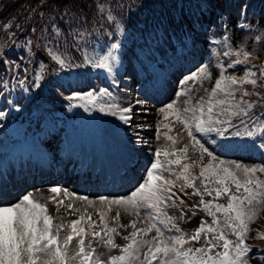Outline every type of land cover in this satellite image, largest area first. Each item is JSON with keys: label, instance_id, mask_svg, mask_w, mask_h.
<instances>
[{"label": "snow or ice", "instance_id": "6c2138e0", "mask_svg": "<svg viewBox=\"0 0 264 264\" xmlns=\"http://www.w3.org/2000/svg\"><path fill=\"white\" fill-rule=\"evenodd\" d=\"M100 11L103 12L104 9L101 8ZM107 19L115 22L116 34L122 35L124 28L116 22V17L110 13ZM53 30L57 36L60 35L59 28ZM80 38L83 39L82 34ZM27 43L30 45L31 41ZM120 47L119 42L112 43L102 55H89L81 47L77 49L82 55L81 64H77L71 57L59 54L55 49H49V52L61 69L90 65L113 73L120 62ZM228 54L230 53H226ZM236 55H243L244 59L229 62V68L249 61L247 52H237ZM45 67L41 64V71ZM207 69L208 66L203 65L197 72L185 77L181 83L210 79L211 74ZM23 71L25 78L17 76L13 87L19 86L27 92L25 81L28 70L25 68ZM257 71L264 73V68ZM257 71L246 68L244 75L239 78L234 73L229 74L226 69L220 71L211 91L205 90L207 100L201 97L196 105H193L192 97L189 96L183 102L187 107L178 108L174 103H169L166 109L161 111L166 113V110H174L175 120L183 124L193 141H196L194 131L216 133L221 137L227 133L234 137H256L264 140V128L248 130V121L260 124H264V121H261L260 116L250 115L249 110L254 105L244 100V97L252 95L243 87L245 83L264 87V77L259 81L255 78ZM40 78L39 74L35 77L37 80ZM2 87L7 89L8 83L3 82ZM237 93L240 94L239 100ZM180 94L188 95L186 92ZM104 97L113 101L116 99L108 88L74 93L69 99L83 100L85 103L79 105L80 107L88 111L98 109L99 112L119 116L125 125H131L134 119L133 106L122 107L117 102L106 103ZM135 103L142 105L146 101L137 100ZM4 115L0 112V117ZM234 117L241 118L240 123L245 126L243 132L238 125L232 123ZM245 117L248 121L243 119ZM165 119H168L167 114ZM164 127L168 128L169 125L165 124ZM228 128H233L234 131L229 133ZM257 131L261 133L260 136H257ZM167 139L173 146L177 143L171 135H168ZM137 142H143L138 134ZM258 147L264 149V143ZM201 150L213 161L217 159L203 145ZM161 155L174 158L168 159L165 165L160 159ZM199 160L202 161L203 157ZM172 165L177 167L173 168ZM196 167L200 168L198 174L191 171ZM257 172L264 173V167H242L239 164H226L223 160H219L215 166L200 164L188 156L187 146L178 149L163 146L161 150L153 153L149 166L130 193L113 198H98V220H93L91 214H80L77 219L67 224L54 223L53 215L49 214V201L56 204V211L64 206V200L57 199L61 193L59 186L49 189L50 193L55 194L52 196L25 193L11 205H0V264H249L251 257L248 254L252 252V246L246 243V237L250 232V224L255 221L258 212L264 210V180L256 175ZM197 181H200L199 186ZM186 188L193 189L191 195L201 197L194 207L212 217L211 224L202 219L199 227L191 233L183 231L177 223V219L185 220L187 212L181 208L184 202L181 200L178 204L175 198L178 192L189 195L185 191ZM64 191L67 193V190ZM205 195L212 199L205 201ZM221 197H227L226 204L216 202ZM75 198L86 202L88 206H95L97 203L87 196ZM113 209L115 215L109 218L106 211L110 213ZM169 209L175 210L178 215L170 214ZM80 211L73 203L66 206V215ZM84 212L87 213V208ZM218 213L222 215H217ZM122 214L132 219L128 223H121ZM192 215H196V212ZM82 221L85 223L82 224ZM129 228L132 229L131 232L127 231ZM228 232L236 239H228ZM202 234L204 242L200 244ZM116 236H121L126 243L118 245L115 242ZM260 238L264 239V235ZM193 242L199 246H195ZM99 247L106 248L108 253L97 252ZM112 249H119L121 254L111 255ZM261 259L264 260V257Z\"/></svg>", "mask_w": 264, "mask_h": 264}, {"label": "trees", "instance_id": "16d2710c", "mask_svg": "<svg viewBox=\"0 0 264 264\" xmlns=\"http://www.w3.org/2000/svg\"><path fill=\"white\" fill-rule=\"evenodd\" d=\"M185 1L187 2L185 13L193 22L201 20L195 10L196 8H207L208 14V21L205 24L201 20L200 32L207 36L211 51H207L205 45L200 44L201 53L205 58L204 60H194L197 62V67L192 73L197 72L203 65H207V71L211 74V78H204L200 82L197 93L191 94L192 103L196 105L201 97H205V90L213 85L218 73L226 69L224 68L225 64L234 62L236 59H244L243 55L237 56V52H247L249 58H259L261 56L264 48V0ZM248 1H251V12L244 20L242 19V10L244 4ZM176 2L177 0H0V95L3 99L9 94L11 96L15 95L14 98L18 104L26 101L27 96L32 91L28 93L19 86L13 87L16 84L17 76L21 79L25 78L23 71L25 68L28 70L25 81L28 89L32 84L40 86L39 84L44 82L49 86L47 90L41 93L34 91V96L28 104V110H32L34 105L39 106L44 100L58 101L62 99L61 95L67 93L68 90L74 91L96 87L97 80L87 77L88 75H86L85 81L80 80L78 82L79 77L76 79L70 69H59L60 66L58 62L52 59L49 49H55L63 56L67 52L72 53V41L77 39L81 42L78 39L81 29L86 32V38H91L92 41L100 42L102 38L109 42L117 40L120 35L116 34L115 22L107 19L106 7L110 9L116 17V22H119L124 30H129L132 26L135 30L145 34L147 38H152L157 32V23L164 24L167 29L166 16H171L176 26L180 22L183 23L182 18L180 16L177 18L174 12V9L177 8ZM259 5L263 7L261 12H258ZM191 7L192 9H190ZM222 7L226 8L230 20V33L228 35L223 28L221 19L220 10ZM101 8L104 9L103 12L100 11ZM244 21L246 23L239 26ZM45 27L49 28V31ZM52 28H59L61 30L60 35L57 36ZM108 33H112V35H108ZM170 34V30L165 31V38L172 45ZM48 37L52 40V45H50ZM28 41H31L30 45L27 43ZM154 41L153 45L150 44L149 56L151 61L157 63L160 69L173 70L177 64L183 63L182 55L176 52L175 49L173 52H169L162 42L156 40V38H154ZM226 53L230 54L226 55ZM127 61L125 63L128 64V73L134 82L131 86L120 84V87L116 88L120 96L119 101L122 104L130 101L131 96L136 92V85L140 84L141 91L149 89L147 77H139L138 65L129 54H127ZM218 62L221 63L218 64ZM41 64L46 66L43 71L40 68ZM142 64L144 67L147 65L145 62H142ZM247 64L236 67L234 71L229 68L226 70L230 74L234 73L236 76L241 77L244 75L245 69L248 68ZM38 74L41 78L35 83L34 80H37L35 77ZM81 74H85V72ZM150 76L153 77V74L150 73ZM257 80L259 81V79ZM5 81L10 88L8 90L2 87V83ZM154 87L157 92L162 91V88L157 84ZM258 91L256 89L252 90L253 100L251 103L254 107L250 110L256 115H261L264 109V93ZM239 98L240 94L237 93V99ZM56 107L58 106H52L48 110ZM177 107L179 108V106ZM171 112H174V110H166V113H164ZM60 135L61 133H59V137ZM163 146L171 147V143H159V147L162 148ZM52 147L57 152V147L55 145H52ZM215 157L217 158L215 161L211 158L204 164H213L216 161L223 160L226 164H239L242 167H264V155L260 157L259 161L255 162H243L227 155L220 157L215 155ZM256 175L264 180V173L257 172ZM218 203L226 204L223 201ZM263 212L264 210H260L255 221L250 224L248 237L256 235L253 224L262 218ZM217 215H222V213ZM227 234L228 239H236L230 232ZM248 256L251 257L249 264H264V260L261 259L264 257V248H254Z\"/></svg>", "mask_w": 264, "mask_h": 264}, {"label": "rangeland", "instance_id": "374dc122", "mask_svg": "<svg viewBox=\"0 0 264 264\" xmlns=\"http://www.w3.org/2000/svg\"><path fill=\"white\" fill-rule=\"evenodd\" d=\"M192 27L190 25H187L186 31L190 35L189 41H192L193 38H195L194 33H191ZM193 30V29H192ZM190 43V42H189ZM119 58L122 59L120 53ZM107 72V77L110 82V84H116L113 82L114 74L109 73L106 69H104ZM114 72V71H113ZM177 74H173L172 79L168 80L167 82L169 85L171 84V88H169L163 96L156 98H151L152 100L138 98V100L146 101L145 104L137 105L135 103V106H133V111H137L140 113V118L137 119L138 125L142 127H137L136 129L140 130L141 136L143 142H137V140H134L133 138L137 137L135 132V129L131 127V125H125L122 121H120L119 116H112L110 113L107 112H99L97 110L88 111L84 107H80L79 105H82L85 103L83 100L74 99L72 104L73 108L76 109L75 115L71 116V119L68 120L66 131L70 133L71 139L66 138L63 142V147L66 145V143L69 141L68 145L73 144L76 149L72 150L70 155L65 156V158L61 159V165L63 166H57L55 163L50 161V157H46L48 154V151H45V148H41L35 140V135L37 133L34 132H28L27 134L24 132L27 127L26 123H20V121H12L13 118L5 112V115L1 117L0 119V125H3L0 127V156L4 155L3 161L4 164H1L0 166V181L2 182L0 184V205H11L12 203L16 202L20 197H22L25 193H33L34 195H42V196H52L48 192L44 191V189L47 186V183L50 181L45 179L42 171H39L42 167H48L53 168V171L57 173V175L54 176V179H58L60 184H66L69 187L78 185L76 182L79 175L71 176L70 173L67 172L70 171L72 167H74V164L76 165L80 160L82 161V164L89 163L90 165H93L90 169H92L91 173L89 174L88 169L86 171L88 181L93 183V181H96L97 178L98 181H103L105 179V175L109 174L110 172L113 173V166L111 167L110 159H109V148L107 147V141H106V130L109 127L111 129L112 134H114V139L117 142V149L120 150L125 149L128 150L129 147L135 146V151H139L141 153H144L146 155V158L143 159L142 162H139V165L135 164L136 169H133L131 174H133L132 177V184L128 185V183L124 184V187L122 189H119L118 193L124 196L128 193H130V190L133 189V187L140 181L141 177L144 174V171L146 167L149 166L150 161L153 159V153L155 152V141L156 140H163L165 139V135L158 131L156 129V120L160 118L159 110L161 108V103H164L166 100H172L175 104L178 106H183L184 101L188 99V95H181V92H185L183 86H182V79H181V73L182 71L180 69L175 70ZM181 79V80H180ZM116 81V80H115ZM99 90V89H98ZM104 102L106 103H112L113 100H110L108 97L103 98ZM116 100V99H115ZM160 100V101H159ZM158 101V102H156ZM89 107H91L89 105ZM157 107V109H155ZM49 119V118H48ZM163 120V119H162ZM169 121L170 126V132L172 133L173 138L177 140L176 145L181 148L184 146L188 147V156L191 158V160H195L198 162H201L199 158L202 156L203 160H206L208 158L207 153H203L201 150V145H203L202 141H198L197 135H201L202 133H196L195 131L193 134L196 136V141H193L190 136L187 134V129L184 128L183 124L175 120L174 117H170L167 119ZM53 121V119L51 120ZM135 122V121H134ZM44 123L47 124V121L45 119ZM147 125L148 128H144L143 125ZM249 126H251L254 129L259 128L256 126V123H249ZM111 126V127H110ZM242 127L244 128V124H242ZM86 132L89 134L87 135ZM42 133V131H41ZM103 133V135H102ZM259 131H257V136ZM100 136L104 143V146L102 147L101 144L98 142H95L94 137ZM43 135V134H41ZM89 136V137H88ZM218 136V135H217ZM221 141H227L232 139V136L228 135L227 133L225 136L221 137L218 136ZM204 140L207 141L206 136H204ZM78 143H75L74 140ZM201 139V137H200ZM247 142L253 143V138L246 137ZM198 141V143H197ZM208 144H210L208 142ZM109 146H113L114 144L108 143ZM213 147V145L211 144ZM258 147L257 145H255ZM27 147V148H26ZM204 147V145H203ZM22 148V149H21ZM25 148V149H24ZM28 148H30V153L28 152ZM33 149V150H32ZM42 149V150H41ZM105 149V150H104ZM20 150V152H19ZM34 151V152H33ZM40 152V153H39ZM34 154V155H33ZM6 155V156H5ZM26 160L29 159V155L33 156L32 163L36 166V173L39 172L37 179H34V176L31 178L26 177L28 173L26 168L27 165L25 162H21L19 164V167L21 168V171L23 172V179L27 181V183L23 182V179L21 182H18V180L14 177L11 173L8 172V169L14 170L16 167L15 161H21V156H24ZM182 155V154H180ZM241 156V155H240ZM145 157V156H144ZM247 158H252L251 155L244 156ZM75 161V162H74ZM77 161V162H76ZM163 164L167 165L168 160L164 158L162 160ZM189 163L191 161H188ZM24 163V164H23ZM45 163V165H43ZM128 165V163H125ZM145 164V165H144ZM124 165V164H122ZM103 168V172H101L98 176L96 174V167ZM129 166L132 168L129 164ZM145 166V167H142ZM114 167L115 164H114ZM173 168H176V165H172ZM120 166L118 167L119 170ZM21 171H18V177H21ZM192 173L198 174L199 171L197 168L191 169ZM143 172V173H141ZM33 174V173H32ZM35 174V173H34ZM119 174V171H118ZM136 174H139L137 176ZM167 174V173H165ZM88 175H91L90 177ZM77 176V178H74ZM26 177V178H25ZM50 177V176H47ZM46 177V178H47ZM41 178V181H39ZM12 179V180H11ZM32 180L30 183L29 181ZM10 181L15 183L14 186H11L10 188ZM56 182H53V184H58ZM86 184V182H85ZM20 185L22 187H20ZM200 185V181H197V186ZM26 186V187H25ZM65 186V185H63ZM63 186H61V193L57 197V199H63L64 202H74L75 207L80 208V213H74L71 215H66V206L60 207L59 211H56V204L49 201L48 202V209L49 214L53 215L54 217V223H69L73 218L77 217L80 214H91L93 220H98V213L97 209L100 207L98 198L99 197H117L116 194L113 193V195H110L108 193H90L91 190H89L87 187L85 190H89L88 192H84L82 187H78L79 189L77 191H74L77 196H87L89 199L96 201L95 206H88L86 202L80 201L74 197H71L70 195L64 194ZM67 187V188H69ZM211 187V185H210ZM71 189V188H70ZM123 189L127 190L125 193H122ZM185 191L189 193V195L185 196L183 193H177L176 202L180 204V201L182 200L184 203L181 204V208L184 209L185 212H187V216L185 220L180 221L177 219V223L181 227V229L185 232L191 233L196 228L199 227L201 220L207 221L209 224L212 223V217L208 216L206 212L201 210L200 208L194 207L199 203V200L201 197L199 196H193L191 195L193 189L186 188ZM116 195V196H114ZM205 201L211 200V197H208L205 195L203 197ZM227 197H221L218 201H226ZM87 208V213L84 212V209ZM193 212H196V215H192ZM170 214H176L178 215V212H176L173 209H169ZM107 216L110 218L111 216L115 215V209H113L112 212L108 213L106 211ZM121 223H128L132 217H128L122 214ZM188 217H191V219H188ZM109 222L111 223L110 219ZM84 224L85 222H81ZM140 226V225H138ZM258 233L259 235H264V221H260L258 223ZM132 229L129 228L127 231L130 232ZM123 232V230H121ZM64 233L62 232L61 235ZM153 235L155 233H152ZM203 235L200 241V244H202L203 241ZM232 235V234H231ZM234 236V235H232ZM235 237V236H234ZM115 242L118 245H123L125 241L122 239L121 236L115 237ZM195 246H199V244H196V242H193ZM258 243V242H256ZM262 245V243L260 244ZM95 246V243L94 245ZM97 252L99 253H108V250L104 247L97 248ZM116 253H119V249H112L110 254L114 255Z\"/></svg>", "mask_w": 264, "mask_h": 264}, {"label": "bare ground", "instance_id": "6f19581e", "mask_svg": "<svg viewBox=\"0 0 264 264\" xmlns=\"http://www.w3.org/2000/svg\"><path fill=\"white\" fill-rule=\"evenodd\" d=\"M111 127V126H110ZM108 129H109V127H108ZM110 130V129H109ZM121 154H124L123 152H121ZM110 164H111V167L113 166L112 165V162L110 161ZM123 174H124V176L126 177V178H131V173H130V171H128L127 169H124L123 170ZM53 186H55V184H53V181L52 182H48L47 183V186H46V188L44 189V191H46V192H48L49 194H51V195H55V194H52V193H50L49 192V189H51ZM67 187H69L68 185H66L65 184V186H63V189L64 190H67V193H65V191H64V194L65 195H70L71 197H74V196H77V194L74 192V191H77L78 190V188H77V185H74V186H70L69 188H67ZM71 188V189H70ZM121 189V188H120ZM118 191H119V189H118ZM127 190H125V189H123V191H122V193H125ZM121 193V192H120ZM119 194V193H118ZM59 199V198H58ZM62 199V198H61ZM70 203H73L74 204V202L72 201V202H64V206H67L68 204H70ZM122 217V216H121Z\"/></svg>", "mask_w": 264, "mask_h": 264}]
</instances>
